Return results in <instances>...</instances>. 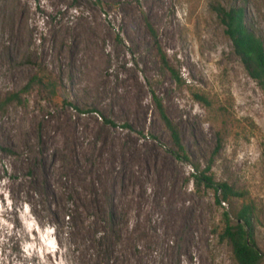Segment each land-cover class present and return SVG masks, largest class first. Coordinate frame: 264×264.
<instances>
[{"label": "rangeland", "instance_id": "1", "mask_svg": "<svg viewBox=\"0 0 264 264\" xmlns=\"http://www.w3.org/2000/svg\"><path fill=\"white\" fill-rule=\"evenodd\" d=\"M215 4L264 41V0H0V99L43 81L0 111V264H236L219 235L242 201L169 152L151 91L253 202L264 256V93Z\"/></svg>", "mask_w": 264, "mask_h": 264}, {"label": "trees", "instance_id": "2", "mask_svg": "<svg viewBox=\"0 0 264 264\" xmlns=\"http://www.w3.org/2000/svg\"><path fill=\"white\" fill-rule=\"evenodd\" d=\"M214 11L244 69L264 93V41L249 25L244 4L228 7L215 4ZM148 27L152 36L156 37V32L149 23ZM158 53L164 67H168V70L173 72L160 47H158ZM36 81L43 83L37 76H34L20 92L10 93L0 99V111L12 102H19L21 95L27 93ZM44 86H47L48 89L52 88V90L55 88L48 81ZM151 96L156 114L170 137L169 152L177 160L192 164L194 171L196 170L198 173L194 175L195 180L207 188L215 189L218 195L216 201L219 205L225 202L233 206L235 202L242 201L241 205L232 213L227 211L223 213L224 228L219 235L220 239L230 246L234 262L236 264H261L264 256L257 242L256 228L259 215H257L255 205L253 202H244V196L227 182H215L210 165L200 170L199 165L191 162L182 142L179 126L169 116L162 98L155 91H151Z\"/></svg>", "mask_w": 264, "mask_h": 264}, {"label": "bare ground", "instance_id": "3", "mask_svg": "<svg viewBox=\"0 0 264 264\" xmlns=\"http://www.w3.org/2000/svg\"><path fill=\"white\" fill-rule=\"evenodd\" d=\"M87 204H88V206H90V207H91V206L93 207V205H94V204H91V202H89V203H87Z\"/></svg>", "mask_w": 264, "mask_h": 264}]
</instances>
